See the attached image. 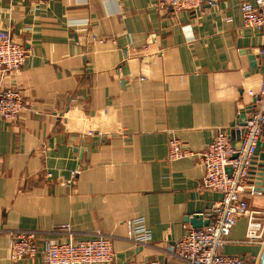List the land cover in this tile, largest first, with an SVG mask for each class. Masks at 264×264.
<instances>
[{
    "label": "crops",
    "instance_id": "crops-1",
    "mask_svg": "<svg viewBox=\"0 0 264 264\" xmlns=\"http://www.w3.org/2000/svg\"><path fill=\"white\" fill-rule=\"evenodd\" d=\"M243 1L253 3L171 13L156 0H0V31L28 52L17 72L0 76L25 101L16 120L0 119V264H44L11 261L7 233L66 239L52 232L58 224L74 239L111 236L114 260L94 264L162 259L191 227L184 218L211 210L219 195L202 186L203 165L169 161L168 141L199 152L220 128L239 146L264 42L242 25ZM256 172L252 165L247 209L222 248L244 264H258L261 250L245 240L249 211L264 213ZM135 217L150 229L149 245L129 238Z\"/></svg>",
    "mask_w": 264,
    "mask_h": 264
},
{
    "label": "built area",
    "instance_id": "built-area-1",
    "mask_svg": "<svg viewBox=\"0 0 264 264\" xmlns=\"http://www.w3.org/2000/svg\"><path fill=\"white\" fill-rule=\"evenodd\" d=\"M218 0H156L161 10L177 13L194 10L203 4L214 5ZM242 25L264 36V0L243 1L239 6ZM260 57L259 80L253 92V103L248 106L243 122L238 125L240 143L234 147L229 135L217 128L206 147L193 152L177 139L168 141L167 159L193 157L203 165L201 184L217 193L218 199L211 210L201 214L208 224L201 227H185L179 238L162 248V259L131 260L127 264H165L174 258L185 264H244L238 255L224 254L222 248L237 219L247 209L244 199L255 147L264 132V42ZM28 57L27 50L13 39L8 29L0 31V76L17 72ZM24 96L20 88L4 86L0 82V119L14 121L24 109ZM229 168V171L227 170ZM263 215L262 217L259 215ZM52 232H62L66 239L51 240L41 236L38 230L16 229L7 233V253L11 261L23 257L40 256L44 264H94L114 260L111 236L98 234L88 239H74L68 224L52 227ZM264 213L249 211L245 228L247 242L260 243L258 264H264ZM129 238L136 245H149L151 231L141 217L127 221Z\"/></svg>",
    "mask_w": 264,
    "mask_h": 264
},
{
    "label": "water",
    "instance_id": "water-1",
    "mask_svg": "<svg viewBox=\"0 0 264 264\" xmlns=\"http://www.w3.org/2000/svg\"><path fill=\"white\" fill-rule=\"evenodd\" d=\"M244 118H245V113H241L240 115L241 123L243 122ZM231 143L234 147H236L235 142L231 141ZM252 165L257 170L255 174V182H254L256 185L255 189L259 191H264V141H258L255 147ZM227 170L229 171V168H227ZM184 221L188 222L191 225V227H201L203 225H207L209 220L203 218L201 214H193L192 216H186V218H184Z\"/></svg>",
    "mask_w": 264,
    "mask_h": 264
}]
</instances>
